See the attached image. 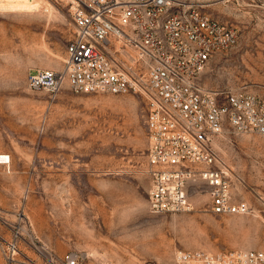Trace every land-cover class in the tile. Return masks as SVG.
Here are the masks:
<instances>
[{"label":"rangeland","instance_id":"rangeland-1","mask_svg":"<svg viewBox=\"0 0 264 264\" xmlns=\"http://www.w3.org/2000/svg\"><path fill=\"white\" fill-rule=\"evenodd\" d=\"M176 2L239 30L206 67L207 88L264 97V0ZM73 32L71 0H0V155L11 158L0 164V264H176L181 250L264 249L263 138L227 128L215 142L250 213H213L205 190L191 212L151 213L144 96L75 93L67 80L54 98L29 87L37 69H61Z\"/></svg>","mask_w":264,"mask_h":264},{"label":"built area","instance_id":"built-area-1","mask_svg":"<svg viewBox=\"0 0 264 264\" xmlns=\"http://www.w3.org/2000/svg\"><path fill=\"white\" fill-rule=\"evenodd\" d=\"M71 13L74 32L61 69H37L29 87L53 98L65 80L75 93L142 94L150 212H191L192 195L205 190L213 213H250L215 142L227 128L264 140V97L243 88L210 90L202 79L209 62L238 43V28L176 0H71ZM123 43L135 49L132 57L118 55ZM10 159L1 154L0 164ZM175 261L264 264V249L181 250Z\"/></svg>","mask_w":264,"mask_h":264},{"label":"crops","instance_id":"crops-1","mask_svg":"<svg viewBox=\"0 0 264 264\" xmlns=\"http://www.w3.org/2000/svg\"><path fill=\"white\" fill-rule=\"evenodd\" d=\"M222 21V20H221ZM225 22V21H224ZM227 23V22H226Z\"/></svg>","mask_w":264,"mask_h":264},{"label":"bare ground","instance_id":"bare-ground-1","mask_svg":"<svg viewBox=\"0 0 264 264\" xmlns=\"http://www.w3.org/2000/svg\"><path fill=\"white\" fill-rule=\"evenodd\" d=\"M1 156V155H0ZM4 158V157H3Z\"/></svg>","mask_w":264,"mask_h":264}]
</instances>
